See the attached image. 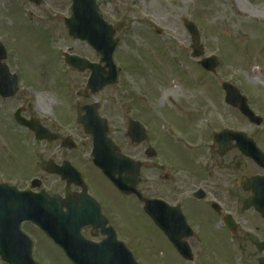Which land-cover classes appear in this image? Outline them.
I'll use <instances>...</instances> for the list:
<instances>
[{"label":"rangeland","instance_id":"374dc122","mask_svg":"<svg viewBox=\"0 0 264 264\" xmlns=\"http://www.w3.org/2000/svg\"><path fill=\"white\" fill-rule=\"evenodd\" d=\"M96 1L119 41L114 52L118 82L90 96L89 102L125 103L132 110L146 111L156 133L169 140L165 150L170 159L180 162L189 175L199 174L205 163L218 162L213 156L215 133L252 132L247 120L224 103L220 84L234 85L256 112L264 113V19L255 18L264 15V0ZM68 5L67 0H42L39 7L27 0H0V42L7 49L8 66L21 74L17 95L0 103H37L49 109L54 103L87 102L78 93L85 89L88 74L67 66L64 55L93 62L99 57L86 44L68 37L63 23L70 15ZM183 20L198 30L201 58L192 57V40ZM210 56L218 60L213 74L199 65L200 59ZM114 126L118 127L111 124L109 136L125 148V139ZM30 146L36 147L32 140ZM5 148L13 151H1L0 172L29 174L31 160L21 154L20 143H5ZM234 154L230 151L228 159ZM142 178L150 184L152 171H143ZM200 178L197 175L196 180ZM105 187L106 200L120 212L111 214L119 215V234L131 243L140 264H241L232 257L229 235L214 227L205 210L198 209L207 217L196 213V220L191 218L198 224L190 239L193 262H183L132 200H120ZM46 190L52 193L54 184ZM36 252L43 264H68L46 239H41ZM0 264L5 263L0 260Z\"/></svg>","mask_w":264,"mask_h":264},{"label":"flooded vegetation","instance_id":"af4514ba","mask_svg":"<svg viewBox=\"0 0 264 264\" xmlns=\"http://www.w3.org/2000/svg\"><path fill=\"white\" fill-rule=\"evenodd\" d=\"M54 104L46 109L37 103H0V153L5 150L12 152V149L5 148V143L11 145L17 141L21 145V154L24 153L31 160L29 174L10 176L0 172V183H9L19 192L55 197L60 205V217L67 212L68 204L72 203L76 219L73 227L79 229L84 240L98 243L115 234L116 240L123 242L133 252L131 243L119 234L117 218L120 212L111 205V201L106 200L104 187L111 188L120 200H132L145 216L143 204L137 196L122 194L95 167L93 138L85 133L78 119L88 121L89 129L93 131H101L102 124H105L107 136L115 148L100 149L103 151L102 159L109 170L115 171L114 178L124 184L128 176L127 161L122 160L121 156L134 161L131 166L138 169L135 189L142 198L158 202L155 208L157 217L151 223L166 246L176 253L164 232L169 231L173 232L174 241L186 242L193 250L190 239L194 236L185 238L189 233L186 226L195 233L198 224L191 218L196 220V213L205 215L198 210L200 208L209 213V221L215 228L229 235V238L226 237L233 246L232 257L238 259L237 262L258 264L264 258V137L261 135L264 127L260 130V127L249 123L253 128L250 135L261 154L254 151L247 158L239 152L238 143L234 141L231 142V151L235 154L228 159L229 152L221 156L216 146L213 147V156L216 155L218 162L205 163L199 174L189 175L180 162L170 159L165 150L169 140L156 133L146 111L143 114L139 110H132L125 103ZM260 115L264 117V113ZM16 116L32 122L36 128H43L44 134L40 132L42 139L36 138L28 128L16 124ZM111 124L118 126H114L119 129L115 133L125 139L122 142L125 148L109 136L112 133ZM31 140L36 147L30 146ZM146 169L152 171L154 178L150 184L142 178V172ZM197 175H201L202 179L196 180ZM50 184H54L55 188L52 193L46 190ZM112 202L117 203L116 200ZM46 209L47 206L45 213ZM117 212L119 215L113 218L111 214ZM226 215H230L232 220V235L223 225ZM21 230L32 243L33 259L43 264L36 251L40 249L41 239L52 242L31 222H24Z\"/></svg>","mask_w":264,"mask_h":264},{"label":"water","instance_id":"95a60500","mask_svg":"<svg viewBox=\"0 0 264 264\" xmlns=\"http://www.w3.org/2000/svg\"><path fill=\"white\" fill-rule=\"evenodd\" d=\"M30 1L37 5L40 4V0ZM72 2V16L66 21L69 35L73 38L87 42L102 56L100 62L105 63V66L100 68L99 65L89 64L86 60L76 57H67L66 62L71 66L78 68L80 71L85 69L91 71L87 88L90 89L92 94H96L104 86L115 84L117 81V73L112 62V54L117 45V41L112 39L114 31H112L111 27L102 22L101 17L98 15L94 0H72ZM185 26L192 36V56L195 58L200 57L202 51L199 48V39L196 28L189 22H185ZM0 49H2L1 45ZM3 57H0V59ZM200 64L205 70L214 72L217 66V61L212 57L210 59L202 60ZM105 68L109 71L105 72ZM2 79L3 76L0 74V95L5 98L13 96L16 91V77L11 80V86L8 89L2 88ZM222 88L226 92V103L233 107H237L240 112L248 118H254V115L246 106V100L240 96L237 89L227 83H223ZM257 124H260V121H257ZM86 132L92 131L86 130ZM104 132L106 131H103V137L92 134L94 135L95 140L94 147L97 149L104 148L103 146L101 147V145H103L102 141L105 139ZM233 137L234 135L230 132L224 131L216 137V140L218 141L223 138L230 140ZM246 143L250 144L249 141ZM108 146L109 148H112L109 144ZM227 150H229V148L223 150L222 153L224 154ZM243 153L245 155L248 154L244 150ZM111 154L113 155V152H111ZM95 156H100V154ZM95 164L103 172L107 173V175L109 174L102 162L95 161ZM132 170L134 171L131 173V177L136 179L138 169L136 170L132 168ZM132 178H127V181L129 182V186L127 187L120 185L118 182L115 183L118 188L127 195L134 194V186L136 183ZM52 202L57 203L55 200H52ZM143 202L145 204L146 213L150 217H153V202L150 200H143ZM48 203L49 202L47 201L42 204L43 207H48ZM36 204H38V202L28 195L17 194L13 189L9 190L6 186H0V257L7 264H35L30 257V244L25 242V237L19 230L20 223L25 220L37 222L38 226L42 229L46 225L48 231H45V228L43 230L62 249L64 255L72 264H136L127 250L122 246L115 244L116 242L114 241L113 236H111L110 240H106L99 245L84 243L80 238H77L76 240V236H74L69 230H67V232L64 231L67 235L63 234L62 237H60L57 233L58 218L54 212L39 216L38 210L35 209ZM57 205L60 208L59 203H57ZM58 206L52 203L51 207L57 212L59 209L57 208ZM63 221L66 224L72 223V213L69 212L66 214ZM224 223L227 228L231 230L232 226L229 217L224 220ZM191 235L192 234L189 233L187 236ZM172 242L184 258L192 261L190 250L185 243L176 242L174 240ZM107 243L112 244L110 250L106 249ZM260 264H264V260H261Z\"/></svg>","mask_w":264,"mask_h":264},{"label":"bare ground","instance_id":"6f19581e","mask_svg":"<svg viewBox=\"0 0 264 264\" xmlns=\"http://www.w3.org/2000/svg\"><path fill=\"white\" fill-rule=\"evenodd\" d=\"M250 16L253 17V15H250ZM255 18H257L258 21H261V19H264V15L263 16H258V17H255ZM162 99H164V95H163Z\"/></svg>","mask_w":264,"mask_h":264}]
</instances>
